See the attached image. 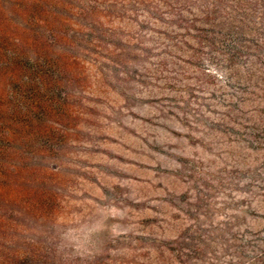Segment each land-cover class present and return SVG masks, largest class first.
<instances>
[{
  "label": "rangeland",
  "instance_id": "374dc122",
  "mask_svg": "<svg viewBox=\"0 0 264 264\" xmlns=\"http://www.w3.org/2000/svg\"><path fill=\"white\" fill-rule=\"evenodd\" d=\"M36 17L42 44L2 94L24 198L0 199V232L36 264H264V0Z\"/></svg>",
  "mask_w": 264,
  "mask_h": 264
},
{
  "label": "trees",
  "instance_id": "16d2710c",
  "mask_svg": "<svg viewBox=\"0 0 264 264\" xmlns=\"http://www.w3.org/2000/svg\"><path fill=\"white\" fill-rule=\"evenodd\" d=\"M42 2L48 4V0H0V199L3 202L24 198V192L18 186L20 168L13 163L18 159L14 144L18 142L20 132L6 126L2 119L5 110L2 94L8 82L16 79L23 70L27 50L32 49V45L42 44L33 29L40 21L36 17V10ZM14 16L18 17L17 21ZM34 55L31 70L39 72L41 68L38 63L43 58L38 50L34 51ZM5 133L9 134L10 139L9 136L7 139L1 138ZM21 234L0 232V264L38 263L39 255L34 242L26 240Z\"/></svg>",
  "mask_w": 264,
  "mask_h": 264
}]
</instances>
